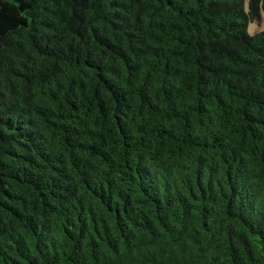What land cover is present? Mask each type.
Returning <instances> with one entry per match:
<instances>
[{
	"label": "trees",
	"instance_id": "1",
	"mask_svg": "<svg viewBox=\"0 0 264 264\" xmlns=\"http://www.w3.org/2000/svg\"><path fill=\"white\" fill-rule=\"evenodd\" d=\"M264 0H0V264H264Z\"/></svg>",
	"mask_w": 264,
	"mask_h": 264
},
{
	"label": "rangeland",
	"instance_id": "2",
	"mask_svg": "<svg viewBox=\"0 0 264 264\" xmlns=\"http://www.w3.org/2000/svg\"><path fill=\"white\" fill-rule=\"evenodd\" d=\"M259 31H264V14L261 13L260 19L258 21L250 22L247 26V32L249 34H254Z\"/></svg>",
	"mask_w": 264,
	"mask_h": 264
}]
</instances>
